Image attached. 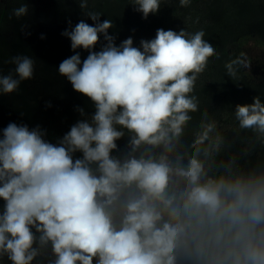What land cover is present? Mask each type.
<instances>
[{"label": "clouds", "instance_id": "clouds-1", "mask_svg": "<svg viewBox=\"0 0 264 264\" xmlns=\"http://www.w3.org/2000/svg\"><path fill=\"white\" fill-rule=\"evenodd\" d=\"M79 4L84 9L87 0ZM131 4L147 18L161 0ZM27 12L25 3L13 9L17 18ZM85 15L94 26L69 22L62 35L89 54L81 62L76 52L58 72L95 112L57 144L39 126L2 130L0 257L32 264L50 245V264H264V160L245 167L238 155L218 159L223 141L213 135L215 122L187 123L198 106L195 78L215 51L203 26L157 29L137 48L131 37L115 45L112 21L101 22L100 13ZM98 34L107 43L93 51ZM11 63L16 75H0V93L33 76L29 56ZM234 116L264 143L259 97L237 104ZM123 129L129 150L117 157ZM76 152L82 156L74 160Z\"/></svg>", "mask_w": 264, "mask_h": 264}, {"label": "trees", "instance_id": "trees-1", "mask_svg": "<svg viewBox=\"0 0 264 264\" xmlns=\"http://www.w3.org/2000/svg\"><path fill=\"white\" fill-rule=\"evenodd\" d=\"M131 2L87 0V7L81 9L79 0H0V75L11 73L15 77L12 57L26 55L34 61L31 79L21 81L11 93H0V138L9 123L26 124L29 129L39 126L46 133L44 139L57 144L77 121L94 114V103L73 89L58 72V66L76 52L81 62L87 57L88 50L71 49L70 38L62 33L71 30L69 22L72 27L81 20L94 26L95 22L85 13L97 12L101 22L112 21L108 34L117 46L131 37L133 46L139 48L142 39L155 38L157 29L191 32L203 26V35L212 40L215 51L195 78L192 91L198 106L190 110L192 116L187 123L195 127L201 122H215L213 135L223 141L218 159L238 155L245 167L264 160V143L251 130L239 129L234 116L237 104H250L254 97L264 102V61H259L261 55L252 50H264V0H190L186 6H181L179 0H161L158 11L147 18ZM24 3L28 12L17 18L13 9ZM106 43L103 34H98L92 50L100 51ZM252 64L262 73L255 74ZM123 131L124 136L116 141L118 147L112 152L117 157L129 150L130 133ZM81 156L76 152L73 159ZM4 203L0 198V212ZM54 259L49 245L32 264H50ZM0 264L12 262L4 256L0 257Z\"/></svg>", "mask_w": 264, "mask_h": 264}, {"label": "rangeland", "instance_id": "rangeland-1", "mask_svg": "<svg viewBox=\"0 0 264 264\" xmlns=\"http://www.w3.org/2000/svg\"><path fill=\"white\" fill-rule=\"evenodd\" d=\"M252 50L257 51L261 55V57L259 58V61H264V50H263V48H260V49L252 48ZM252 67H253V71H254L255 74H261L262 73L258 66H255L254 64H252Z\"/></svg>", "mask_w": 264, "mask_h": 264}]
</instances>
